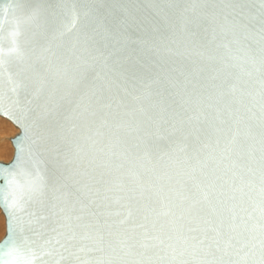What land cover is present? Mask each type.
<instances>
[{
  "label": "water",
  "instance_id": "1",
  "mask_svg": "<svg viewBox=\"0 0 264 264\" xmlns=\"http://www.w3.org/2000/svg\"><path fill=\"white\" fill-rule=\"evenodd\" d=\"M13 39L3 260L264 264L262 0H0Z\"/></svg>",
  "mask_w": 264,
  "mask_h": 264
},
{
  "label": "rangeland",
  "instance_id": "2",
  "mask_svg": "<svg viewBox=\"0 0 264 264\" xmlns=\"http://www.w3.org/2000/svg\"><path fill=\"white\" fill-rule=\"evenodd\" d=\"M18 130L7 120L0 117V162H8L13 154L9 139L14 137ZM5 232V223L0 213V240Z\"/></svg>",
  "mask_w": 264,
  "mask_h": 264
},
{
  "label": "snow or ice",
  "instance_id": "3",
  "mask_svg": "<svg viewBox=\"0 0 264 264\" xmlns=\"http://www.w3.org/2000/svg\"><path fill=\"white\" fill-rule=\"evenodd\" d=\"M262 3H264V0H262ZM16 35H18V33H16ZM15 55H18V48L15 46V40L14 39L12 40V45L10 47L4 48V47L0 46V67H2L4 65V63L6 62L4 59L5 57H10V56H15ZM4 114L8 115V113H4ZM15 122L19 123V121H15ZM7 171H8L7 168L0 166V173H4ZM8 183L10 184L11 180H9ZM19 203H20V201H17V204H19ZM4 206H5L6 210H8L10 208V205H8L7 203H5ZM10 216H11V214L9 211V222H8L9 232H11V218H10ZM4 255L11 256L12 252L10 251L8 253H5ZM36 259H37V257L33 255L31 257L30 264H32V262H34ZM0 264H10V262L3 260V258L0 257Z\"/></svg>",
  "mask_w": 264,
  "mask_h": 264
},
{
  "label": "bare ground",
  "instance_id": "4",
  "mask_svg": "<svg viewBox=\"0 0 264 264\" xmlns=\"http://www.w3.org/2000/svg\"><path fill=\"white\" fill-rule=\"evenodd\" d=\"M1 118H2V117H1ZM3 119H4V118H3ZM5 120H6V119H5ZM8 122H9V121H8ZM15 128H16V127H15ZM16 129H17V128H16ZM17 130H18V129H17ZM10 140H11V138L9 139V141H10ZM10 144H11V142H10ZM11 146H12V145H11ZM12 149H13V148H12ZM12 155H13V154H12ZM11 158H12V157H11ZM10 160H11V159H10ZM10 160H9V161H10ZM9 161H8V162H9ZM4 163H6V162H4ZM0 213L2 214V216H3V218H4V215H3L2 211H1V209H0ZM4 223H5V219H4ZM4 234H5V232H4ZM3 236H4V235H3ZM2 238H3V237H2ZM2 238H1V239H2Z\"/></svg>",
  "mask_w": 264,
  "mask_h": 264
}]
</instances>
